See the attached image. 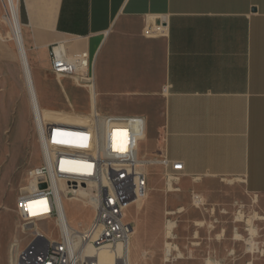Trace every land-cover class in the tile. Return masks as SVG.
Listing matches in <instances>:
<instances>
[{
  "label": "crops",
  "instance_id": "0c3cea01",
  "mask_svg": "<svg viewBox=\"0 0 264 264\" xmlns=\"http://www.w3.org/2000/svg\"><path fill=\"white\" fill-rule=\"evenodd\" d=\"M18 9L44 108L59 97L82 113L141 115L147 153L183 161L184 182L233 179L264 196V0H19ZM161 18L167 33L148 35ZM56 44L87 60L91 86L55 75Z\"/></svg>",
  "mask_w": 264,
  "mask_h": 264
},
{
  "label": "rangeland",
  "instance_id": "374dc122",
  "mask_svg": "<svg viewBox=\"0 0 264 264\" xmlns=\"http://www.w3.org/2000/svg\"><path fill=\"white\" fill-rule=\"evenodd\" d=\"M7 4V0H0V264H10L16 250L28 243L29 235L22 229L17 202L29 185V171L44 161ZM57 88L58 83L53 79V90L58 92ZM57 98L59 108L41 106L52 143L68 142L62 127H83L93 120V115L70 110ZM152 146L151 139L142 141L140 156L149 157L147 152ZM160 171L156 166L150 167L147 197L128 205L125 211L126 221L136 231L133 261L137 264H208L210 259L216 264H264V219L257 218V215L264 217V196L247 192L242 181L219 178L204 179L196 186L181 179L174 185L180 189L170 190ZM194 193L203 196V205L194 204ZM65 206L70 223L77 228L86 227L93 218V209L81 199H65ZM249 219L257 229L256 252H249L248 248V239L252 236ZM168 220L176 222L175 238L170 240L179 250L165 261ZM40 227L50 236L58 235L52 222L41 223Z\"/></svg>",
  "mask_w": 264,
  "mask_h": 264
},
{
  "label": "built area",
  "instance_id": "2783aa9c",
  "mask_svg": "<svg viewBox=\"0 0 264 264\" xmlns=\"http://www.w3.org/2000/svg\"><path fill=\"white\" fill-rule=\"evenodd\" d=\"M146 30L148 35H165L166 21L152 22ZM51 68L56 76L74 78L80 85L93 83L87 60L70 58L62 44L52 47ZM91 113L93 120L83 127H62L68 142L52 143L50 134L44 135L50 141L44 161L29 171V185L17 202L28 243L16 250L10 264H130L133 224L126 221L125 211L147 197L150 167L163 168L168 187L170 182L180 189L174 185L185 171L183 161L162 154L140 156L147 130L143 116ZM81 190L89 194L85 205L93 209V218L86 227H69L59 194L69 199ZM203 199L193 194L196 206ZM48 222L54 223L56 237L41 229ZM55 247H63V254L53 256ZM102 252L112 254L113 262L103 263Z\"/></svg>",
  "mask_w": 264,
  "mask_h": 264
},
{
  "label": "bare ground",
  "instance_id": "6f19581e",
  "mask_svg": "<svg viewBox=\"0 0 264 264\" xmlns=\"http://www.w3.org/2000/svg\"><path fill=\"white\" fill-rule=\"evenodd\" d=\"M7 9H8V19L10 21V24L12 26L13 29V36L14 39L17 43L18 46V50L20 53V59H21V63H22V67L24 70V74H25V78H26V84H27V88L30 94V99H31V104H32V108H33V112H34V117L36 120V124H37V128H38V133L41 137V142H42V146H43V153L45 154V148H47L48 146H50V141H48L45 138V134L49 133L48 131V127L46 124V119H45V111L42 109L41 106V102L39 99V95L37 92V88H36V82H35V77H34V73L33 70L31 68V63H30V59H29V55H28V51H27V47L25 44V37H24V31H23V25L20 21V17H19V9H18V2L16 0H7ZM96 110V109H94ZM146 140V135L143 139V141ZM58 144V143H57ZM61 144V143H59ZM139 152H140V144H139ZM170 184V182H169ZM170 190H174L173 186H171ZM26 189V188H25ZM23 189V190H25ZM60 198H61V202L63 205V210L66 214L67 217V221L69 223V227H73V228H77L75 225H72L70 223V220L68 218V213H67V209L65 206V199L63 198L62 194H59ZM88 196L89 194L87 192H85L84 190L79 191V193L77 194V196H74L73 198H69V199H81L82 202L84 204L88 203ZM202 198V197H201ZM203 205V204H202ZM201 206V205H199ZM184 208L180 209L179 211L181 212ZM175 213V212H173ZM243 217V214L240 215V218ZM257 218H263L260 215H257ZM250 222V227L249 230L252 234L251 238L248 239V243L249 245V252H256L258 250V244L257 242H255L254 240V236L257 234V229L255 228V226L252 224V219H249ZM175 228H176V222L175 221H171L168 220L167 222V232H166V241H165V247H164V251H165V261H169L170 258L173 256V252L176 250H179L178 245L175 244L174 242H172L170 239H174L175 238ZM136 234V231L134 229L133 226V236L132 239L130 241V247H129V262L130 264H137V261H133L132 259V246L134 245V235ZM238 238L241 237V235L239 233H237ZM61 254H63V247H55L53 249V256H60ZM144 254H146L144 252ZM113 256L112 254H110L109 252H102L100 253V260L103 263H112L113 262ZM208 264H216L213 263L212 260H208L207 261ZM250 264H252L250 262Z\"/></svg>",
  "mask_w": 264,
  "mask_h": 264
},
{
  "label": "water",
  "instance_id": "95a60500",
  "mask_svg": "<svg viewBox=\"0 0 264 264\" xmlns=\"http://www.w3.org/2000/svg\"><path fill=\"white\" fill-rule=\"evenodd\" d=\"M45 186H46L45 184L42 185V187H45Z\"/></svg>",
  "mask_w": 264,
  "mask_h": 264
}]
</instances>
